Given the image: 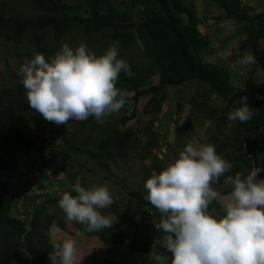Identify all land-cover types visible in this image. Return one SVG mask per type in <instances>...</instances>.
<instances>
[{"label": "trees", "instance_id": "16d2710c", "mask_svg": "<svg viewBox=\"0 0 264 264\" xmlns=\"http://www.w3.org/2000/svg\"><path fill=\"white\" fill-rule=\"evenodd\" d=\"M27 1L33 13L22 16L11 14L8 1L0 0V38L5 42L17 46L28 35L34 41L33 47L46 52L48 32L59 42L67 32L81 30L92 41L90 46L99 56L107 50L105 44L112 45L118 41V49L130 51L133 44L137 45V36H143L142 39L148 38L154 46V59L141 69L133 68L130 74L123 71L119 74L116 87L127 93L122 108L129 113L126 111L119 119L106 121L101 126L94 117L78 121L83 128L88 126L95 130L93 134L72 133L64 125L57 126L44 120L30 108L21 81L11 82L0 89V264H51V228H63L66 221L59 200L64 192L77 195L71 188L77 177L81 178L83 186L90 185L86 178L71 172L69 163L72 155H86L83 162L77 160V163L81 166L95 164L100 170L109 172L106 178H110L118 158L124 161L138 158L143 162L154 157L153 149L159 146L158 133L126 125L134 118L141 121L139 104L143 97L147 98L142 112L150 115V123H154L158 119L156 114L162 111L166 102L169 103L170 85L198 82L204 91L200 98L197 97L199 93L191 97L192 106L205 112L209 119L219 112V107L209 105L213 95L232 102V108L239 107L236 101L247 96V103L253 109L248 122L236 121L232 133L221 131L222 135L213 137L216 152L233 165L219 182L211 185L213 188L224 185L227 175L235 176L237 172L247 175L253 168L264 169V81L251 79L239 87L233 82L227 65L201 57L200 53L208 51L212 41L208 33L200 31L193 5L185 0H122L129 3L121 9L111 0H87L89 5L82 12V1L74 4L65 0ZM212 1L227 17L243 24L245 37L239 42V49L242 53L253 54L257 67L264 71V45L261 43L264 41V0H259V10L255 12L252 8L250 11L245 9L244 0ZM154 76H157V82L152 81ZM146 83L148 87H144ZM182 107L178 102V110ZM18 120L26 121L27 127L20 125ZM193 120L194 117L189 115L181 125L177 123L180 138L191 136L189 130ZM218 120L224 122L226 117L220 114ZM48 141L49 159L44 155ZM39 143L44 144L39 149L42 156L33 162L52 168L60 189L38 192V175L32 171H21L16 178L2 173L5 169L18 168L13 160L16 152L31 153L38 149ZM154 168L161 172L165 166L158 162ZM61 174L63 178L58 177ZM257 179H264V171L258 173ZM230 191L231 188L218 193L229 194ZM127 193L130 196L128 202L112 193L114 203L100 210L104 215L117 217L111 228L84 232L83 225L74 222V230L85 237L99 238L103 245L117 244L135 252L170 254L162 244L155 243L156 238H150L147 231L139 229V215L156 211L159 221V212L144 200L146 194L140 188ZM153 231L158 229L154 226ZM138 234H141L139 239L136 238ZM158 236L161 238L163 234ZM103 264L128 263L106 259Z\"/></svg>", "mask_w": 264, "mask_h": 264}, {"label": "clouds", "instance_id": "9594fccd", "mask_svg": "<svg viewBox=\"0 0 264 264\" xmlns=\"http://www.w3.org/2000/svg\"><path fill=\"white\" fill-rule=\"evenodd\" d=\"M118 45L114 42L99 56L84 44L73 49L67 43L50 59L35 53L17 73L30 108L57 126L90 117L103 123L106 117L118 113L127 93L117 88L116 82L122 71L130 74V66L118 58ZM238 63L250 66L256 63V57L245 53ZM236 103L239 107L227 112V119L248 122L253 109L247 96ZM43 145L39 143L38 149L28 154L16 152L13 160L18 168L2 173L16 178L27 166L38 175V192L60 189L53 169L33 162L42 156L39 149ZM232 168L214 144L192 140L178 158L146 180L143 198L159 212L160 219L154 223L164 233L155 243L171 254L170 264H264V179H257L264 169L227 175L224 184L230 185L231 191L223 197L225 214L215 216L208 211L212 201L222 199L211 185ZM58 177L63 178V174ZM71 188L77 195L64 192L59 200L67 221L83 225L84 232H100L116 223L115 215L100 211L114 203L107 184L85 187L77 177ZM51 244V264H79L75 239H53Z\"/></svg>", "mask_w": 264, "mask_h": 264}, {"label": "rangeland", "instance_id": "374dc122", "mask_svg": "<svg viewBox=\"0 0 264 264\" xmlns=\"http://www.w3.org/2000/svg\"><path fill=\"white\" fill-rule=\"evenodd\" d=\"M5 1H8L10 4L9 6L12 10L11 14L16 13L25 16L33 13L31 11V4L27 0ZM65 1L70 4L82 1L84 5L80 10L82 12H85L89 5L87 0ZM111 1L117 4L121 9H125L129 3H123L122 0ZM185 1L195 7L200 23L198 26L200 31L208 33L211 36V46L208 51L200 53L201 57L208 61H219L220 63L227 65L231 70L233 82L239 87L245 86L246 83L251 81V79L264 81V71H262L261 68L259 69L256 63L250 66H242L238 63L243 55L248 53L247 51L242 53V50L239 49V42L245 37L243 24L227 17L221 7L216 5L212 0ZM244 2L246 10L250 11V8H252L254 12L259 10V0H244ZM46 35V52L41 51V49L38 50L36 46L33 47L34 41L28 35L26 36V39L17 46L15 43H7L0 38V89L10 85L11 82L21 81V77L17 75L19 68L26 60L31 59L35 53H41L46 59H50L65 43L73 49L84 44L90 52H93V47L90 46L92 41H90L81 30L67 32L59 42H56L53 39L50 32ZM142 37L137 36V45L133 44L130 51L118 49V58L123 59L130 66V70L133 68L141 69L145 64H150L154 59V46L152 42H150L148 38L144 37L142 39ZM99 41L100 43L103 42L100 37ZM261 43L264 45V41ZM105 45L107 46V49L111 46L110 43ZM241 71H243V74H241ZM157 80V76L152 78L153 82H157ZM148 86V83L144 85V87ZM169 88V103L166 102L162 107V111L156 114L158 119L155 120L154 123H150V115H144L142 112L143 104L147 98L143 97L139 104L141 121H137V119L134 118L126 125V127H140L143 128L144 131L158 133L159 146L153 149L154 157L147 158L143 162L138 158L130 161H124L118 158L117 165L112 167L110 178H106V175H109V172L100 170L92 163H87V166L79 165L77 160L83 162L87 156L74 154L71 156L69 163L71 172L86 178L90 185L107 184L116 197L122 198L124 201L128 202L130 196L127 191L140 188L144 194H146V189L144 188L146 180L151 177L153 172H160L154 168V165L161 162L166 167L168 162L172 161L174 158H178L180 151L184 149L189 141L196 140L199 143L212 144L213 137L215 135H222L223 132L221 131L226 133L233 132L236 126V121H229L226 117V113L233 109L232 107L234 104L232 102H225L222 98L216 95L211 96L209 99V105L212 107H219V112L213 119H209L205 112H200L192 106L194 103L191 102V97L194 95L196 96L197 93H199V96L197 95V97L200 98L202 91H204L203 87L198 82L189 81L179 85H170ZM178 102L182 103L183 107L181 110H178ZM207 107L209 108L210 106ZM126 111L129 113V111L124 108L120 109L118 113L106 117L104 122L99 125L101 126L102 124H105L106 121L119 119L126 113ZM34 112L36 111L34 110ZM220 114H223L226 117V121L220 122L218 120ZM189 115L194 117L189 130L191 136L180 138L179 135L181 133L176 129L177 123L181 125ZM18 121L20 125H25V127H27L26 121ZM92 123H94V121H92ZM64 126L72 133L79 132L87 135L95 132V130L88 128V126L83 128L80 125V122L75 120H70ZM89 167H92V170H90ZM22 170L24 173H27L28 171H31V168L23 166ZM149 170L150 174H147V171ZM65 179L67 180V178ZM229 188H231L230 185L224 184L219 188L217 187L213 189L217 192H222V190ZM219 194L222 199L220 201H212L208 209V211L215 216H222L225 214L222 207L223 197H226L228 194ZM137 219L140 222L139 229L141 231H147L150 238L153 236L159 240L160 236L158 235H164L162 230L152 232L155 226L154 221H158L156 211L154 213L149 212V214L145 216L139 215ZM67 227L69 231H67ZM74 229V222L66 220L63 228L55 226L51 228L49 239L50 241L53 239H75L77 241L79 253V264H103L106 259H115L128 264H170L171 262L170 254L156 255L152 251L146 253L131 251L126 246L117 244L103 245L99 238L82 236V233H78ZM140 237L141 234L136 235V238L139 239Z\"/></svg>", "mask_w": 264, "mask_h": 264}, {"label": "built area", "instance_id": "2783aa9c", "mask_svg": "<svg viewBox=\"0 0 264 264\" xmlns=\"http://www.w3.org/2000/svg\"><path fill=\"white\" fill-rule=\"evenodd\" d=\"M46 147H47V149L45 150L44 155H45V157H46L47 159H49V158H50V154H49L50 149H49V146L46 145ZM39 155H42V154L39 153Z\"/></svg>", "mask_w": 264, "mask_h": 264}]
</instances>
